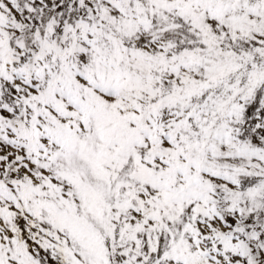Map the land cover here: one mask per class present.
I'll list each match as a JSON object with an SVG mask.
<instances>
[{
  "label": "snow or ice",
  "instance_id": "6c2138e0",
  "mask_svg": "<svg viewBox=\"0 0 264 264\" xmlns=\"http://www.w3.org/2000/svg\"><path fill=\"white\" fill-rule=\"evenodd\" d=\"M0 264H264V0H0Z\"/></svg>",
  "mask_w": 264,
  "mask_h": 264
}]
</instances>
